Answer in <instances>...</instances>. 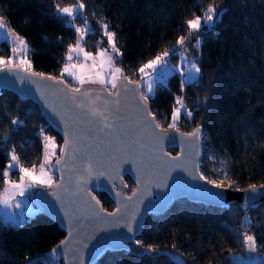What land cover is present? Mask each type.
<instances>
[{
	"label": "trees",
	"instance_id": "obj_1",
	"mask_svg": "<svg viewBox=\"0 0 264 264\" xmlns=\"http://www.w3.org/2000/svg\"><path fill=\"white\" fill-rule=\"evenodd\" d=\"M83 3V16L77 14L75 18L83 22L86 17L96 30L85 35V47L106 46L100 22L107 23L108 30L116 33L122 53L115 57L116 65L133 80L139 79L136 69L141 63L176 42L178 36L188 34L187 19L200 15L209 3L218 5L222 15L211 22V30L202 23L199 44L193 46L201 69L197 81H188L181 89L179 74L172 73L166 83L155 85L148 104L160 126L168 129L176 97L184 98L192 116L187 118L181 113L176 128L186 133L200 127L199 169L204 177L210 179L215 173L213 163L219 162L234 181L230 187L264 185V0ZM0 14L27 42L32 71L60 78L66 50L76 32L58 18L54 0H0ZM63 78L75 87L69 78ZM13 119L20 123L13 125ZM45 134H51L57 143V159L62 136L46 123L37 103L0 89V169L13 149L23 166L40 164ZM18 176L13 169L10 179ZM123 181L126 191L134 187L130 176H123ZM223 184L228 186V180ZM93 193L105 209L113 207L106 192ZM246 218L253 221L251 227L244 226ZM245 232L255 235L257 241L258 256L250 263L244 259ZM64 233L42 210L27 215L20 224L0 218V264H62L52 249ZM137 239L141 251L107 249L93 264H264V202L246 208L235 202L217 207L178 198L164 212L148 214ZM150 246L156 251H145Z\"/></svg>",
	"mask_w": 264,
	"mask_h": 264
},
{
	"label": "water",
	"instance_id": "obj_2",
	"mask_svg": "<svg viewBox=\"0 0 264 264\" xmlns=\"http://www.w3.org/2000/svg\"><path fill=\"white\" fill-rule=\"evenodd\" d=\"M135 87L128 84L120 96L110 97L119 101L116 128L121 140H139L134 150L129 151L126 144L115 142L116 137L93 132L94 123L89 121L86 110L72 107L62 90L64 85L24 71H0V89L35 101L46 123L61 134V149L65 146V138L75 140L64 153L60 150L57 159L63 157L68 163L62 160L55 166L53 186L38 189L34 195L36 210L44 211L65 232L54 245L59 246L56 254L62 264H93L107 249L141 251V245L135 241L145 217L164 212L178 198L217 207L235 202L246 208L264 202L261 185H256L254 190L250 185L235 189L225 185L216 187L202 179L199 169L202 132L196 138L182 135L185 132L180 130L164 131L161 126H149L146 120L152 121L153 117L146 116L145 120L137 110L132 92ZM86 89L102 92L101 99L109 98V93L115 91L101 87L82 90ZM147 110L152 113L149 104ZM170 137L175 139L169 140ZM73 147L77 149L75 153ZM172 148L174 152L170 151ZM90 161L91 174L87 171ZM125 175L134 183L128 191L124 189ZM93 190L106 192L113 207L105 209ZM112 212L116 215L109 216ZM62 240L65 241L63 245L60 244ZM244 251L246 262L258 256V249L249 251L244 245Z\"/></svg>",
	"mask_w": 264,
	"mask_h": 264
},
{
	"label": "snow or ice",
	"instance_id": "obj_3",
	"mask_svg": "<svg viewBox=\"0 0 264 264\" xmlns=\"http://www.w3.org/2000/svg\"><path fill=\"white\" fill-rule=\"evenodd\" d=\"M85 5L83 0H76L75 3L70 4L68 6L61 7L60 3H55L54 0V11L58 14V18L66 27H72L74 31L78 34L76 38V42L74 45L70 44L67 48V62L64 64L61 77L58 79L55 76H45L44 73L32 72L31 71V61L28 60L27 51L28 45L23 37L19 36L17 33L7 28V21L4 16L0 14V29H7V34L11 36L13 41V46L11 47L10 55L5 58L4 56H0V71H24L29 73V75L39 76L43 79H48L55 81L57 85H64L65 88L62 89L64 91L65 97L72 102V107L74 109L86 110V115L89 118L90 122L94 123L93 132L94 133H103L105 136H114L116 137V143H124L127 145L129 151L134 150V145L139 143V140H121L120 132L117 130L116 125L118 123L117 113L120 111L119 109V101L112 100L110 97L112 96H120L122 89H127L128 84H134L136 87L132 89V92L136 98V107L137 110L141 113L142 117L152 116V121H147L146 123L149 126L153 124L155 127H160L159 121L155 120L154 114L148 112L147 105L149 101V96L154 92V85L162 83V79L157 78V74L160 73L161 69L167 67L170 64L171 58L176 56H181L182 60H188L187 56H184L180 49L185 48L186 43H190L191 39L196 40V44H199V36H193V33H198L201 29L202 23L205 27L210 30L213 29L214 22L218 19L222 12L219 10L218 5L209 3L205 9H203L201 15H195L192 19H187L185 24L188 29V35L178 36L175 44L170 48H165L162 52L155 55L152 59H149L146 63H143L136 71L140 75V79L138 80H130L127 76L124 75L123 69L116 66L115 57L122 55L120 49L116 44V33L109 31L108 24L101 21L100 28L102 29V37L107 38L108 48H99L95 55L91 52L85 51L83 47V40L86 34L95 33V29L87 22V18L85 19V24L83 27L76 26L72 24V21L75 19L77 14L83 16V9ZM95 15V14H93ZM179 46V47H178ZM74 56L79 61V63H73ZM83 57V60H80V57ZM97 58H99V66L98 70L94 73L90 71V69L97 68ZM91 60L92 64L89 66L86 61ZM175 68V65H172ZM183 71V69H180ZM201 72L200 67L193 61L191 62L190 73H195L197 75H189L181 80V85L187 81L196 82L198 78V74ZM64 74H67L73 81H75L79 86L72 87L67 85V81L64 80ZM85 84H100L103 86L110 85L111 89H114V92L109 93V98L101 99L102 92L95 91L93 89L82 90ZM143 87L145 91H140V88ZM176 106L171 112V123L168 124V129H175L177 121L180 118L181 113L187 118L192 116V112L188 110L187 105L184 103V98L182 96L176 97L175 101ZM20 123L18 119H13L12 124L16 125ZM165 129L164 131H167ZM44 129H41L43 133ZM201 133V129L198 126L193 129L191 132L182 133V135H186L188 137H196L199 138ZM75 134L73 133V136ZM155 135V134H154ZM45 141L52 140L51 137H44ZM170 139H175V137H170ZM75 140L65 138L64 148L61 149V153H64L70 145H74ZM47 148V143L45 144ZM77 149L73 147V153H75ZM52 155H55L53 151ZM10 159L6 168L0 169V181H2L5 185L4 187V196L0 197V203L5 205H10L12 203V198L14 194H19L21 196L24 195L25 190L30 187H34L36 185H45V186H53V177L49 174V171L56 165H60L62 163L63 157L61 159H57L55 161V165L50 163V157L46 153L43 162L39 164V174H36V165L33 164L31 168H26L20 162L18 155L15 150L9 154ZM175 159V158H173ZM63 163H68L67 160H63ZM13 169H16L19 174V183L10 181L9 176ZM87 171L89 174L93 171V165L91 161L89 162ZM202 179L207 180L209 184H212L216 187H224L223 182L217 183L216 180L208 179L201 175ZM224 178L228 180V186L230 187L234 181L230 180L227 176V172H224ZM260 187L264 188V185ZM250 189H255L256 185H250ZM95 199V197H92ZM131 199V197H128ZM99 204V201H96ZM15 207H20L19 202L15 203ZM119 211V209H117ZM109 216L116 215V212L108 213ZM253 221L250 218L245 219V225L247 227H251ZM129 231H132L129 228ZM67 239V238H66ZM131 239V237H129ZM243 244L249 249V251L257 250V241L255 235H249L246 232L242 236ZM65 241H61L60 244L63 245ZM136 244H140V241H135ZM59 246L54 247L52 252L55 254L58 251ZM145 251H156L153 247H148Z\"/></svg>",
	"mask_w": 264,
	"mask_h": 264
},
{
	"label": "rangeland",
	"instance_id": "obj_4",
	"mask_svg": "<svg viewBox=\"0 0 264 264\" xmlns=\"http://www.w3.org/2000/svg\"><path fill=\"white\" fill-rule=\"evenodd\" d=\"M75 2H73V3H75ZM73 3H70V4H73ZM70 4L61 5V7L68 6ZM209 23H211V22H209ZM72 24H74L76 26L83 27L84 24H85V20L83 22H80V21H78L75 18L72 21ZM7 28H9L12 31H14L15 33H17L8 24H7ZM18 35L21 36L20 34H18ZM197 35H198V33H193V36H197ZM77 36H78V34L76 33L75 39L71 43L72 45L75 44ZM174 44H175V42L172 43L167 48H170ZM196 45L197 44H196V40L195 39H191V42L190 43H186L185 48L187 49V51L185 52L184 51V48H181L180 51H181V53L184 56H187L189 59L188 60H182V57L181 56H176L174 58H171L170 64L167 67H164V68L161 69L160 73L157 74V78L158 79H162V83H166L167 77L170 74H172V73H178L179 74V77H180V81L182 79H184L185 77L189 76L190 74L191 75H197L195 73H190L191 62L194 61L197 64V61L194 58V54H193V46H196ZM12 46H13V41H12L11 36H9L7 34V29H0V49L2 48V53H0V56H4L5 58H7V56L10 55V53H11V47ZM83 47L85 48V51L91 52V53H93V55H95V53L97 52V50L99 48H108L109 45L106 44V46H104V47H96L95 49H87L85 47V45H84V42H83ZM27 53H28V51H27ZM66 53H67V50H66ZM66 53H65V62L63 63V66L67 62ZM154 56H152L149 59H152ZM26 58L28 59V57H26ZM149 59H147L143 63H146ZM80 60H83V57L82 56L80 57ZM72 62L73 63H79V61L76 59L75 56H74ZM86 63L90 66L92 64V61L91 60H88V61H86ZM143 63H141L137 67V69ZM172 65H175L176 67L173 68ZM98 66H99V58H97V68L96 69H90V71L94 73L95 71L98 70ZM117 67H119V66H117ZM181 68L183 69V71L180 70ZM62 69H63V67H62ZM31 71H32V68H31ZM61 72H62V70H61ZM123 72H124V70H123ZM124 75L127 76V77H132L131 74H128V73H125V72H124ZM64 76L67 77V78H69L70 81L75 85V87H78L79 86L75 81H73L70 77H68L67 74H64ZM139 79H140V75H139ZM184 85H185V83L183 84V86L180 85L181 89L184 88ZM86 87H101V88H105V89H108V90L111 89L110 85L103 86V85H100V84H85L83 86V88H86ZM154 88H155V85H154ZM142 89H143V91H145V89L143 87H142ZM152 94H150V96ZM175 106H176V104L174 105V107ZM174 107H173V109H174ZM173 109H172V111H173ZM170 123H171V118H170ZM43 136L44 137L47 136V137H51L52 138V140L46 142L45 139H44V137H43V158H44L45 154L47 153L49 155V157H50V163H52L53 165H55V161L57 159L55 158V155H52V153H53V151L54 152L56 151V149H57V143H56L55 139L53 138V136L51 134H45ZM46 143H47V148L45 147V144ZM9 159H10V156H9ZM8 161L6 162V165L8 164ZM41 162H43V159H42ZM6 165H5L4 168H6ZM26 168H31V167H26ZM212 168H213V170H215V173H214V175H212L210 177V179L216 180L217 183H221V182L226 181V179L224 178V172L225 171L223 170V168H222V166H221V164L219 162H216V163L214 162L213 165H212ZM54 170H55V166L49 171V174L52 175V177H53V184L55 182V179H54ZM36 174L37 175L39 174V164L36 167ZM9 180L19 183V176H18L17 179H10V176H9ZM4 187H5V185L3 183V186L0 188V197H3L4 196ZM49 187L50 186L36 185L34 187L27 188L25 190V193H24L23 196H21L19 194H14V196L12 198V203L10 205H5L3 203H0V218L2 220H4V221H7V222L11 223V224H20V223H22L26 219V216L27 215H31L34 211H36V205H35V202H34V195H35L36 191L38 189H41V188H49ZM16 202H19L20 207H15V203ZM137 241H139V240L137 239Z\"/></svg>",
	"mask_w": 264,
	"mask_h": 264
}]
</instances>
